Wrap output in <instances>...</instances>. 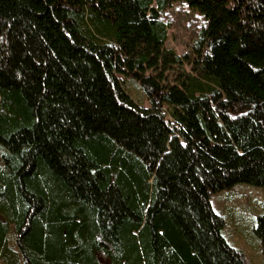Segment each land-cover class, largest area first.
<instances>
[{
  "label": "trees",
  "instance_id": "16d2710c",
  "mask_svg": "<svg viewBox=\"0 0 264 264\" xmlns=\"http://www.w3.org/2000/svg\"><path fill=\"white\" fill-rule=\"evenodd\" d=\"M237 184L264 189V0H0V264H245L210 203Z\"/></svg>",
  "mask_w": 264,
  "mask_h": 264
},
{
  "label": "rangeland",
  "instance_id": "374dc122",
  "mask_svg": "<svg viewBox=\"0 0 264 264\" xmlns=\"http://www.w3.org/2000/svg\"><path fill=\"white\" fill-rule=\"evenodd\" d=\"M161 19L168 27L165 47L178 55L189 52L191 44L205 25L203 17L184 2L173 3ZM124 88L134 102L148 104L138 82L128 78ZM210 203L214 212L224 220L222 234L225 240L243 254L245 264H264L260 244L253 234L256 219L264 216V189L237 184L229 190L213 194ZM100 262L107 264L102 259Z\"/></svg>",
  "mask_w": 264,
  "mask_h": 264
}]
</instances>
